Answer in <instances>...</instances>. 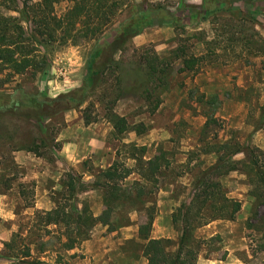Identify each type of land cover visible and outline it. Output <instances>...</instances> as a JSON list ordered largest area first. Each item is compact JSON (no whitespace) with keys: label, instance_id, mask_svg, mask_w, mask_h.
Segmentation results:
<instances>
[{"label":"rangeland","instance_id":"obj_1","mask_svg":"<svg viewBox=\"0 0 264 264\" xmlns=\"http://www.w3.org/2000/svg\"><path fill=\"white\" fill-rule=\"evenodd\" d=\"M125 2L102 41L112 40L113 29L133 13L148 10L153 22L115 52V62L83 104L41 119L0 112V208L5 213H0V264H131L129 255L143 257L144 264L145 241L138 229L152 204V232L165 233L175 250L181 227L172 215L189 204L198 177L218 162L223 143L230 145L223 170L236 169L212 174L210 180L240 201L241 209L234 220L215 219L194 229L197 263L236 256L244 264H264V198L257 195V173L264 172V0ZM67 5L58 4L57 11ZM94 44L82 40L42 48L46 69L16 75L0 88V103L9 102L18 87L54 97L83 86ZM192 56L200 62L194 70H182ZM113 114L125 116L131 129L116 133ZM140 123L146 126L143 133L134 128ZM133 145L147 150L135 151ZM156 155L163 156V166L152 182L142 177L133 157L145 168ZM115 161L132 169L120 181L124 189L135 195L138 182L154 192L144 202L136 200L134 208L116 209L115 231L98 222L88 239L68 249L65 225L46 224L43 212L67 204L71 212L86 206L100 215L105 192L91 186ZM70 178L78 190L72 197ZM212 214L205 211L204 218Z\"/></svg>","mask_w":264,"mask_h":264},{"label":"trees","instance_id":"obj_2","mask_svg":"<svg viewBox=\"0 0 264 264\" xmlns=\"http://www.w3.org/2000/svg\"><path fill=\"white\" fill-rule=\"evenodd\" d=\"M29 2L30 0H0V88L11 82L16 75L24 74L30 69L34 71L46 69L48 55L42 48L48 45L54 43L78 45L82 40L95 41L89 53L83 86L54 97L42 93L30 94L22 87H18L13 91L9 102L0 103V112H16L32 119L53 116L60 111L83 104L88 94L99 85L104 72L115 62V52L153 22L148 10L133 13L113 29L114 36L107 42L102 39L114 24L118 14L127 6L125 0H41L32 5H29ZM64 2L68 5L59 13L57 5ZM200 60L201 57L197 56L185 59L182 70H194ZM157 71V68L152 67V72ZM144 92L147 94V88ZM85 118L86 122H91L90 118L87 116ZM113 126L118 134L131 129L127 118L118 114H113ZM134 128L138 133L146 130L143 123L135 125ZM229 146V143H223L217 148L218 162L198 177L195 184L196 193L189 204L183 203L173 213V223L181 227L175 250L169 249L172 245L171 239L151 236L156 206L152 204L148 207L147 220L139 225L138 232L140 238L145 241L143 254L149 264H198L199 247L193 245L194 229L215 219H235L241 209V202L227 197L222 192L220 184L210 180L212 174L220 176L236 169L235 165H231L227 170H223L226 162L223 155ZM133 148L141 152L147 150L146 146L133 145ZM239 151L241 149L233 151L229 158ZM248 151L251 152L250 149ZM162 157L156 155L146 160L145 168L139 157L133 158L140 162L139 170L142 177L157 182L163 166ZM253 164H259L258 160L254 159ZM131 173L132 169L119 161L113 162L100 172L98 179L91 186L102 188L105 192V208L100 215L95 216L86 206L82 211L76 209L75 212H71L67 204H61L43 212V221L46 224L65 225V232L70 241L66 245L68 249L88 239L90 230L98 222L107 226L109 231H115L117 225L112 216L116 209L126 206L134 208L136 200L144 202L145 198L154 192L153 189L138 182L135 195H132L129 189H124L120 181ZM257 176L259 191L257 195L264 198V172L258 171ZM67 186L70 193L68 197H72L78 191L77 182L70 178ZM208 210L213 211V214L204 218V212Z\"/></svg>","mask_w":264,"mask_h":264},{"label":"crops","instance_id":"obj_3","mask_svg":"<svg viewBox=\"0 0 264 264\" xmlns=\"http://www.w3.org/2000/svg\"><path fill=\"white\" fill-rule=\"evenodd\" d=\"M2 206V205H1ZM1 209V216H4L5 215V213H3L2 212V210H3V208H0ZM11 213V212H10ZM10 213H8V215L7 216H10V218H11V216H12V214H10ZM157 223H158V220H156V222H155V224H154V226H156L157 225ZM166 234L164 233V234H162V235H158V234H156V231L155 230H153V232H152V237L153 238H164V236H165ZM108 250H110V249H108ZM109 252V251H108ZM143 258V257H142ZM142 258H140V260H138L137 258H135V257H133V256H128V259H129V262L131 263V264H141V260H143ZM143 263V262H142ZM144 264H149L148 263V260H147V258H144ZM198 264H244L243 263V261L242 260H240L238 257H236V256H231V257H229L226 261H223V260H221V263H214V261L213 260H203V261H198Z\"/></svg>","mask_w":264,"mask_h":264}]
</instances>
